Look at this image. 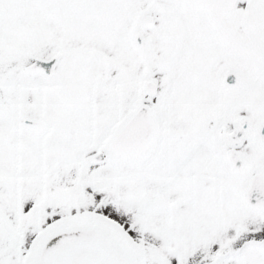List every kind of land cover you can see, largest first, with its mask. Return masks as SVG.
<instances>
[{
	"label": "snow or ice",
	"instance_id": "1",
	"mask_svg": "<svg viewBox=\"0 0 264 264\" xmlns=\"http://www.w3.org/2000/svg\"><path fill=\"white\" fill-rule=\"evenodd\" d=\"M0 264H264V0H0Z\"/></svg>",
	"mask_w": 264,
	"mask_h": 264
}]
</instances>
